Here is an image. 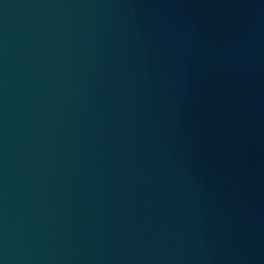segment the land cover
Wrapping results in <instances>:
<instances>
[{
    "label": "water",
    "instance_id": "water-1",
    "mask_svg": "<svg viewBox=\"0 0 264 264\" xmlns=\"http://www.w3.org/2000/svg\"><path fill=\"white\" fill-rule=\"evenodd\" d=\"M0 264H264V0H0Z\"/></svg>",
    "mask_w": 264,
    "mask_h": 264
}]
</instances>
